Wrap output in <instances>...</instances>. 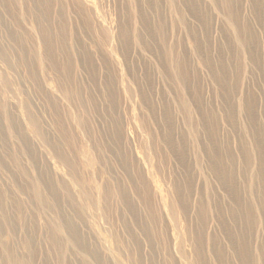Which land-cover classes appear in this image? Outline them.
<instances>
[{
	"label": "rangeland",
	"instance_id": "obj_1",
	"mask_svg": "<svg viewBox=\"0 0 264 264\" xmlns=\"http://www.w3.org/2000/svg\"><path fill=\"white\" fill-rule=\"evenodd\" d=\"M222 2L223 0H94L93 4L91 0H49L43 2L44 7L48 4L50 6L48 13H45L39 0H0V41L5 42H0V47L4 46V50L0 48V54L8 50V55L0 56V105L5 110L0 113V121L7 133L5 137L0 135L4 137L0 138V162L3 160L1 158H5L10 165L4 170L0 168V205H4L7 211L3 215L0 209V264H23L21 256L28 258L26 264H66L72 261V264H83L81 251L76 252L70 245H66L57 253L52 248L49 249L50 244L45 239V234L52 235L63 230L64 234L60 236L63 240H68L66 220L74 217V210L78 211L77 208L82 209L84 215H79L72 221L80 226L91 249L89 252L93 254L96 251L101 258L103 256L105 264H203L204 261V264H241L244 261L264 264V206L258 200L260 192L264 191V0H231V15L232 20H235L233 25L227 20L223 6L225 4ZM40 14L45 19L48 15L50 36L57 37L60 30L64 36H69L65 37L68 43H65L63 49L59 48L62 51L58 50L57 56H54L56 59H52L55 60L53 62L56 68L48 64L51 59L45 39L40 40L39 36V41L37 40L40 31L36 20ZM160 20L165 23L164 31L161 32L156 27ZM120 23H125L126 26L120 28L117 26ZM128 28L131 30L129 36L120 37L119 34ZM237 31L248 40L245 48L236 39ZM18 37L24 40L19 43ZM111 42L118 46L119 53L115 54L109 48ZM54 44L53 47L56 48V43ZM168 53L172 56L179 53L187 63L191 76L184 84V90L178 87L173 77H168ZM89 55L90 60L86 61H94L96 64L90 68V73L89 67L84 65L86 62L82 63L84 56ZM163 55L167 57L166 60ZM63 62L70 65V78L63 79V68L60 65ZM104 63L108 68H104ZM192 68L194 73L191 72ZM111 83V86L114 85L112 89L115 97H109L106 93L104 100L101 99L105 95L104 85ZM40 87L45 90L41 92ZM77 92L81 93V100ZM180 95L193 108L195 118L190 122L188 114L177 99ZM48 100H51L50 103ZM98 102L104 104V112H107L109 118L102 117L103 110ZM94 103H97L95 108ZM25 104L33 108L36 121L41 123L38 134L32 132L36 130L37 122L30 129V125L25 123V117L19 114L23 113ZM110 104H113L111 110L108 106ZM10 112L18 114L24 120L12 116L15 120V128L11 130L13 137L5 126ZM77 115H83L81 119L85 123H78L76 118L80 117ZM18 127L25 134L34 136L31 139L35 140L26 143L32 145L33 154H27L30 147L26 150V145L19 137L24 133L20 134ZM192 130L198 131V137L193 136ZM211 145L215 146L214 149ZM52 149L74 154L77 172H70L63 163L58 164L54 160ZM231 156L233 167H225L223 163ZM233 171L236 173L235 177ZM53 186L58 189L60 198L62 195L61 201L55 200L54 193L51 192ZM62 188H67L74 195L76 199L72 200L73 203L67 201L69 197L65 196ZM26 193L33 196L28 197ZM19 209L24 213L23 220L17 216ZM244 210L250 212L247 214ZM9 222L11 226L8 227ZM213 237H217L218 242ZM5 248L13 251L10 261L2 258ZM89 264L96 263L90 261Z\"/></svg>",
	"mask_w": 264,
	"mask_h": 264
},
{
	"label": "bare ground",
	"instance_id": "obj_2",
	"mask_svg": "<svg viewBox=\"0 0 264 264\" xmlns=\"http://www.w3.org/2000/svg\"><path fill=\"white\" fill-rule=\"evenodd\" d=\"M6 1H8V0H6ZM42 0H39V2L41 3V8H42V10H44V12L46 13L48 10H49V4L48 5H45V7L43 6V2H46V1H48L49 2V0H43L42 2H41ZM92 1V3L94 4V0H91ZM222 1V0H221ZM22 2H23V0H22ZM175 2V1H174ZM190 2H191V0H190ZM13 3V2H12ZM59 3H60V1H59ZM58 3V4H59ZM75 3V2H74ZM219 3V2H218ZM222 3H224L225 5H223V6H225L224 7V9L226 10V16H227V20L233 25V20H232V15H231V12L233 13V6H231V0H223V2ZM27 4V3H26ZM36 4V3H35ZM66 4V3H65ZM80 4L81 5H83L82 4V2H80ZM215 4V3H214ZM54 5V4H53ZM221 5V4H220ZM24 6V5H23ZM34 6V5H33ZM217 7V6H216ZM24 8V7H23ZM36 8V7H35ZM96 9V8H95ZM31 10V9H30ZM39 10H40V8H39ZM51 10V9H50ZM53 10V9H52ZM62 10V9H61ZM80 10H82V9H80ZM94 10V9H93ZM73 12V11H72ZM19 13V12H18ZM33 13V12H32ZM48 13V12H47ZM59 13V12H58ZM61 13H63V12H61ZM77 13V12H76ZM97 13V12H96ZM239 13V12H238ZM37 14H38V12H37ZM235 14V13H234ZM16 15V14H15ZM41 15V14H40ZM46 15V14H45ZM44 15V16H45ZM74 15H77V14H74ZM78 15H79V13H78ZM130 15V14H129ZM128 15V16H129ZM36 16V15H35ZM48 16V15H47ZM47 16H45L46 17V19L41 15V16H38L37 17V22H38V26L39 27H37V28H39V31L41 32H39L38 34H37V40L39 41V36H40V40H42V39H45V43H47L46 45H47V47H48V55L50 56V62H48V64L50 65V67H52V66H54L55 68H56V65L54 64V62L53 61H55V60H53L52 61V59H53V57L55 56H57L56 54H57V51L58 50H60L59 48H62L63 46H65V43H68V40H66V38L65 37H69L68 35L67 36H64V34H63V31L62 30H60V32H59V34L57 35V37H53V36H50L49 35V33H51L50 31H49V27H51V26H49L48 24H50L49 23V20H47ZM66 16V15H65ZM131 16V15H130ZM15 17H17V16H15ZM62 17H64V16H62ZM71 17V16H70ZM50 17H48V19H49ZM67 18V17H66ZM74 18V17H73ZM80 18V17H79ZM99 18V17H98ZM130 18V17H129ZM11 19V18H10ZM16 19V18H15ZM36 19V18H35ZM39 19V20H38ZM72 19V18H71ZM84 19V18H83ZM133 19V18H132ZM55 20V19H54ZM2 21V20H1ZM13 21V20H12ZM64 21V20H63ZM73 21V20H72ZM88 21H90V20H88ZM99 21V20H98ZM100 21H101V19H100ZM156 21V20H155ZM158 21V20H157ZM235 21V20H234ZM3 22V21H2ZM14 23H15V21H14ZM66 23V22H65ZM69 23V22H68ZM81 23H82V21H81ZM55 24V23H54ZM64 24V23H63ZM87 24V23H86ZM89 24V23H88ZM128 24V23H127ZM164 22H161V20L157 23V25H156V27H157V30L158 31H164ZM169 24V23H168ZM236 24V23H235ZM4 25V24H3ZM53 25V24H52ZM66 25V24H65ZM64 25V26H65ZM85 25V24H84ZM18 26V25H17ZM21 26V25H20ZM49 26V27H48ZM74 26V25H73ZM76 26V25H75ZM91 26V25H90ZM117 26H119L120 28L121 27H125L126 25H125V23H120L119 25L117 24ZM130 26V25H129ZM22 27V26H21ZM24 27V26H23ZM128 27V26H127ZM13 27H11V29H12ZM19 28V27H18ZM65 28V27H64ZM114 28H115V26H114ZM113 28V29H114ZM54 29V28H53ZM63 29V28H62ZM68 29V28H67ZM90 29H91V31H92V28L90 27ZM97 29V28H96ZM117 29V28H116ZM236 29V28H235ZM57 30V29H56ZM78 30V29H77ZM156 30V31H157ZM76 31V30H75ZM79 31V30H78ZM90 31V32H91ZM103 31V30H102ZM118 31V30H117ZM120 31H121V29H120ZM130 31L131 30H129V28L128 29H125L124 31H123V33L122 34H124V35H122V34H119V36L120 37H124L125 35H127V36H129V33H130ZM247 31V30H246ZM10 32V31H9ZM235 32H236V30H235ZM4 33V32H3ZM103 33H106L105 31H103ZM117 33V32H116ZM119 33H121V32H119ZM246 33V32H245ZM249 33H250V31H249ZM18 34V33H17ZM114 34V33H113ZM191 34V33H190ZM4 35V34H3ZM6 35H7V33H6ZM15 35V34H14ZM21 35V34H20ZM27 35V34H26ZM52 35V34H51ZM74 35V34H73ZM101 35V34H100ZM140 35V34H139ZM237 36H236V39H237V41L239 42V44L241 45V46H243L244 48H245V45L247 44V41H246V38L245 37H243V36H241L239 33H238V31H237V34H236ZM22 36V35H21ZM59 36V37H58ZM98 36V35H97ZM96 36V37H97ZM109 36H110V33H109ZM108 36V37H109ZM126 36V37H127ZM163 36H164V34H163ZM11 37V36H10ZM14 37V36H13ZM30 37V36H29ZM28 37V38H29ZM85 37H87V36H85ZM89 37V36H88ZM113 37V36H112ZM119 37V38H120ZM168 37V36H167ZM252 37V36H251ZM250 37V38H251ZM9 38V37H8ZM100 38V37H99ZM141 38V37H140ZM165 38V37H164ZM248 38V37H247ZM33 39V38H32ZM75 39V38H74ZM92 39V38H91ZM94 39V38H93ZM118 39V38H117ZM127 40H128V38H126ZM130 39V38H129ZM22 40H24V39H21L20 37H18V42L20 43V42H22ZM166 40V39H165ZM82 41H83V39H82ZM126 41V40H125ZM131 41H133V40H131ZM0 42H2L1 44H3V43H5V42H3V41H0ZM17 42V43H18ZM56 43V48L55 47H53V44L54 43ZM77 42V41H76ZM119 42V41H118ZM140 42V41H139ZM164 42V41H163ZM9 43V42H8ZM11 43V42H10ZM126 43H128V41L126 42ZM165 43V42H164ZM168 43V42H167ZM166 43V44H167ZM251 43V42H250ZM1 44H0V46H1ZM34 44V43H33ZM37 44V43H36ZM74 44H76V43H74ZM85 44V43H84ZM143 44H145V43H143ZM11 45V44H10ZM9 45V46H10ZM27 45V44H26ZM55 45V44H54ZM119 45V44H118ZM146 45V44H145ZM165 45V44H164ZM198 45V44H197ZM100 46V45H99ZM248 46V45H247ZM4 47V46H3ZM3 47H0V48H2L3 50H4V48ZM6 47V46H5ZM25 47V46H24ZM74 47V46H73ZM132 47V46H131ZM168 47V46H167ZM198 47V46H197ZM10 48H11V46H10ZM30 48V47H29ZM39 48V47H38ZM43 48H44V46H43ZM68 48V47H67ZM66 48V49H67ZM75 48V47H74ZM102 48V47H101ZM112 51H114L115 52V54H117V53H119L120 51H119V48H118V46L117 45H113L112 44V42H111V44H110V47H109ZM161 48H163V47H161ZM23 48H21V50H22ZM63 49V48H62ZM81 49V48H80ZM197 49V48H196ZM7 50V49H6ZM20 50V51H21ZM33 50V49H32ZM44 50V49H43ZM70 50V49H69ZM76 50V49H75ZM78 50V49H77ZM87 50V49H86ZM34 51V50H33ZM60 51H62V50H60ZM110 51V50H109ZM168 51V50H167ZM166 51V52H167ZM251 51V50H250ZM13 52V51H12ZM59 52V51H58ZM64 52V51H63ZM70 52V51H69ZM75 52V51H74ZM80 52V51H79ZM89 52V51H88ZM102 52H103V50H102ZM172 52H173V50H172ZM186 52V51H185ZM247 52V51H246ZM23 52H21V54H22ZM32 53V52H31ZM83 53V52H82ZM90 53V52H89ZM104 53V52H103ZM165 53V52H164ZM249 53V52H248ZM8 55V50L7 51H3V53H1L0 54V56H2L3 57V55ZM45 54V53H44ZM60 54V53H59ZM65 54V53H64ZM80 54V53H79ZM86 54V53H85ZM115 54H114V56H115ZM23 55V54H22ZM31 55H33V54H31ZM66 55V54H65ZM88 55V54H87ZM111 55H113V54H111ZM165 55V54H164ZM163 55V56H164ZM168 55H170L169 56V66H170V68H169V70H167L168 71V77L169 76H171V77H173L174 78V80H175V83H176V81H177V85H178V87H180L181 88V90H184V87H186V85L184 86V84L187 82V80H188V78L190 79V74L188 73L189 71H188V67H186V65H187V63H186V61H185V59L184 58H182L181 56L182 55H180L179 53L177 54L176 53V55H174V56H172V54L171 53H168ZM16 56V55H15ZM36 56V55H35ZM45 56V55H44ZM51 56H52V58H51ZM67 56V55H66ZM69 56V55H68ZM77 56V55H76ZM82 56H83V54H82ZM100 56V55H99ZM104 56V55H103ZM105 56H107V55H105ZM161 56H162V54H161ZM167 56V55H166ZM1 57V58H2ZM8 57V56H7ZM19 57V56H18ZM27 57V56H26ZM46 57V56H45ZM54 57V59H56ZM92 57V56H91ZM117 57V56H116ZM22 58H24V57H22ZM31 58V57H30ZM44 58V57H43ZM47 58H49V57H47ZM64 59H65V57H63ZM73 58V57H72ZM93 58V57H92ZM101 58V57H100ZM107 58V57H106ZM167 58V57H166ZM166 58H165V56H164V60H166ZM253 58V57H252ZM3 59H5V58H3ZM10 59V58H9ZM18 59V58H17ZM35 59V58H34ZM85 59V61H83ZM84 59L82 60V63H84V62H86V63H84V65H86L87 67H89V73L91 72L90 70V68L93 66V64H95L94 63V61L93 62H91V61H86V60H90V55L89 56H84ZM94 59V58H93ZM103 59V58H102ZM109 59V58H108ZM107 59V60H108ZM187 59V58H186ZM20 60V59H19ZM28 60V59H27ZM81 60V59H80ZM103 60H105V59H103ZM160 60V59H159ZM163 60V61H164ZM8 61H10V60H8ZM23 61V60H22ZM35 61H36V59H35ZM74 61V60H73ZM100 61V60H99ZM128 61V60H127ZM141 61V60H140ZM219 61V60H218ZM5 62H6V60H5ZM65 62H67V61H65ZM65 62H63V63H60V65L62 64V68H63V79H65V77H66V79H67V77H68V75H69V69H71L70 68V65L68 66V64L67 63H71L70 61H68L66 64H65ZM79 62V61H78ZM103 62V61H102ZM188 62V61H187ZM204 62V61H203ZM7 63H9V62H7ZM6 63V64H7ZM25 63V62H24ZM55 63H57V62H55ZM96 63H97V61H96ZM107 63V62H106ZM117 63V62H116ZM160 63L162 64V62L160 61ZM159 63V64H160ZM12 64V63H11ZM111 64V63H110ZM127 64V63H126ZM160 64V65H161ZM210 64V63H209ZM14 65V64H13ZM27 65V64H26ZM25 65V66H26ZM52 65V66H51ZM104 65V68H108V67H106L105 65V63L103 64ZM109 65V64H108ZM113 65V64H112ZM131 65V64H130ZM188 65H189V63H188ZM217 65V64H216ZM238 65V64H237ZM11 66V65H10ZM18 66V65H17ZM38 66V65H37ZM85 66V67H86ZM95 66H96V64H95ZM102 66V65H101ZM110 66V65H109ZM114 66V65H113ZM136 66V65H135ZM33 67V66H32ZM61 67V66H60ZM103 67V66H102ZM190 67V66H189ZM224 67V66H223ZM222 67V68H223ZM238 67V66H237ZM236 67V68H237ZM116 68V67H115ZM114 68V69H115ZM126 68V67H125ZM216 68V67H215ZM241 68V67H240ZM11 69H12V67H11ZM54 69V68H53ZM59 69V68H58ZM57 69V70H58ZM86 69V68H85ZM98 69H99V67H98ZM221 69V68H220ZM16 70V69H15ZM30 70V69H29ZM32 70V69H31ZM39 70V69H38ZM37 70V71H38ZM49 70V69H48ZM56 70V71H57ZM74 70V69H73ZM110 70H112V67H111V69ZM134 70H135V68H134ZM219 70V69H218ZM239 70V69H238ZM237 70V71H238ZM50 71V70H49ZM54 71V70H53ZM59 71H61V70H59ZM95 71V70H94ZM97 71V70H96ZM103 71V70H102ZM166 71V72H167ZM222 71H224V69L222 70ZM16 72V71H15ZM15 72H14V74H15ZM26 72H27V70H26ZM103 72H105V71H103ZM107 72H108V70H107ZM136 72V71H135ZM191 72L192 73H194L195 72V70H193V68H192V70H191ZM220 72V71H219ZM18 73V72H17ZM30 73V72H29ZM35 73V72H34ZM45 73V72H44ZM59 73H61V72H59ZM73 73V72H72ZM71 73V74H72ZM92 73H93V71H92ZM113 73V72H112ZM134 73V72H133ZM221 73V72H220ZM33 74V73H32ZM31 74V76H33ZM38 74V73H37ZM100 73H98V75H99ZM116 74V73H115ZM173 76H172V75ZM197 73H195V75H196ZM214 74V73H213ZM225 73H223V75H224ZM19 75V74H18ZM29 75V74H28ZM62 75V74H61ZM60 75V76H61ZM106 75V74H105ZM118 76H119V74H117ZM237 75H239V73H237ZM4 76V75H3ZM35 76H37V75H35ZM57 76H59V74H57ZM72 76V75H71ZM79 76V75H78ZM78 76H77V78H78ZM92 76V75H91ZM108 76V75H107ZM111 76H112V74H111ZM103 77V76H102ZM225 77V76H224ZM239 77V76H238ZM17 78H19V76L17 77ZM29 78H31V77H29ZM37 78V77H36ZM59 78V77H58ZM68 78H70V77H68ZM106 78V77H105ZM111 78V77H110ZM110 78H109V80H110ZM114 78V77H113ZM112 78V79H113ZM134 78V77H133ZM170 78V77H169ZM197 78V77H196ZM195 78V79H196ZM222 78H223V76H222ZM22 79V78H21ZM20 79V80H21ZM39 79V78H38ZM38 79L36 80V81H38ZM55 79V78H54ZM116 80H117V78H115ZM114 79V80H115ZM195 79H193V80H195ZM226 79V78H225ZM15 80V79H14ZM24 80V79H23ZM98 80V79H97ZM106 80V79H105ZM108 80V79H107ZM106 80V81H107ZM113 80V81H114ZM224 80V79H223ZM240 80V79H239ZM26 81H28L27 79H26ZM35 81V80H34ZM60 81V80H59ZM66 81V80H65ZM69 81H70V79H69ZM68 81V82H69ZM71 81H72V79H71ZM77 81H78V79H77ZM76 81V82H77ZM178 81H180V83L178 82ZM39 82H41V81H39ZM73 82V81H72ZM80 82H81V80H80ZM99 82V81H98ZM116 82V81H115ZM23 83V82H22ZM38 83V82H37ZM59 83V82H58ZM67 83V82H66ZM70 83V82H69ZM78 83V82H77ZM96 82H94V84H95ZM113 83V82H112ZM112 83L111 84H106V85H108V88H107V86L106 85H104V87H103V91L105 92V95L102 93V91H101V93L104 95V96H102V98L101 97H99V98H101V99H103V98H105V96H106V93H108V96L109 97H115L114 96V94H113V89H112V87L114 86H111L112 85ZM197 83H198V81H197ZM13 84H15L14 82H13ZM24 84H26V82L24 83ZM35 84V83H34ZM115 84V83H114ZM119 84H120V82H119ZM234 84V83H233ZM37 85V84H36ZM59 85V84H58ZM66 85V84H65ZM98 85V84H97ZM145 85V84H144ZM143 85V86H144ZM149 85V84H148ZM194 85V84H193ZM192 85V86H193ZM17 86V85H16ZM38 86V85H37ZM36 86V87H37ZM41 86V85H40ZM45 86V85H44ZM63 86V85H62ZM67 86H68V83H67ZM77 86V85H76ZM86 86V85H85ZM99 86V85H98ZM117 86V85H116ZM138 86V85H137ZM147 86V85H146ZM172 86H173V83H172ZM21 87V86H20ZM71 87H74V86H72V84H71ZM43 88V87H42ZM45 88V87H44ZM48 88V87H47ZM62 88V87H61ZM78 88V87H77ZM80 88H81V86H80ZM87 88V87H86ZM146 88V87H145ZM149 88V87H148ZM40 89H41V87H40ZM101 89V88H100ZM99 89V90H100ZM27 90V89H26ZM42 90H45V89H41V92H42ZM62 90V89H61ZM78 90V89H77ZM149 90V89H148ZM179 90V89H178ZM198 90V89H197ZM201 90V89H200ZM80 91H81V89H80ZM143 91V90H142ZM163 91V90H162ZM196 91V90H195ZM10 92V91H9ZM31 92H32V90H31ZM45 92V91H44ZM48 92V91H47ZM46 92V93H47ZM82 92V91H81ZM119 92H120V90H119ZM166 92V91H165ZM200 92V91H199ZM24 93V92H23ZM28 93H29V89H28ZM34 93V92H33ZM69 93V92H68ZM97 93V92H96ZM31 94V93H30ZM44 95H45V93H43ZM70 94V93H69ZM77 94H79L78 92H77ZM81 94V93H80ZM79 94V95H80ZM94 94H95V92H94ZM116 94V93H115ZM96 95V94H95ZM197 95V94H196ZM27 96V95H26ZM38 96V95H37ZM167 96V95H166ZM55 97V96H54ZM80 97H81V95H80ZM117 97H118V95H117ZM198 97H199V95H198ZM30 98V97H29ZM47 98V97H46ZM53 98V97H52ZM73 98H75V97H73ZM93 98H94V96H93ZM163 98V97H162ZM79 99V98H78ZM82 99V97L80 98V100ZM97 99V98H96ZM106 99H108V98H106ZM146 99V98H145ZM176 99V98H175ZM174 99V100H175ZM177 99H178V101L180 102V105L181 106H183L184 107V112L185 113H187L188 114V116H189V122L190 121H192L194 118H195V116H194V113H193V108L191 107V105H190V103L187 101V99L183 96V95H180L179 97H177ZM34 100V99H33ZM47 100V99H46ZM79 100V101H80ZM84 100V99H83ZM104 100V99H103ZM109 100V99H108ZM107 100V101H108ZM112 100V99H111ZM170 100V99H169ZM51 101V100H50ZM50 101L48 100V102L50 103ZM52 101H54V100H52ZM72 101V100H71ZM74 101H75V99H74ZM96 101V100H95ZM102 101V100H101ZM106 101V102H107ZM38 102V101H37ZM92 102V101H91ZM103 102V101H102ZM119 102V101H118ZM33 103H34V101H33ZM45 103V102H44ZM73 103V102H72ZM93 103V102H92ZM104 103H105V101H104ZM196 103V102H195ZM36 104V103H35ZM80 104H83V103H80ZM95 104V103H94ZM97 104V103H96ZM96 104H95V106H94V108L96 107ZM98 104L100 105L101 103H99L98 102ZM142 104V103H141ZM154 104H156V103H154ZM159 104H160V101H159ZM163 104V103H162ZM200 104H201V102H200ZM33 105V104H32ZM39 105V104H38ZM77 105V104H76ZM76 105L74 106V107H76ZM112 105L113 104H110V105H108V106H110V110L111 109H113L112 108ZM179 105V104H178ZM193 105V104H192ZM50 106V105H49ZM83 106V105H82ZM86 106V105H85ZM142 106V105H141ZM148 106V105H147ZM166 106V105H165ZM54 107H57V105L56 106H54ZM53 107V108H54ZM60 107V106H59ZM58 107V108H59ZM72 107V106H71ZM73 107V108H74ZM102 110H103V112L101 113V115H102V117H104V119L106 118V116L108 115H106V113L104 112V104L102 103L101 104V106H99ZM119 107V106H118ZM156 107V106H155ZM246 107V106H245ZM9 108V107H8ZM52 108V107H51ZM78 108V107H77ZM99 108V109H100ZM55 109V108H54ZM62 109V108H61ZM87 109V108H86ZM97 109H98V107H97ZM107 109V108H106ZM243 109V108H242ZM38 110V109H37ZM39 110H40V108H39ZM48 110V109H47ZM56 110H58V109H56ZM73 110V109H72ZM78 111V110H77ZM85 111V110H84ZM98 111V110H97ZM165 111V110H164ZM200 112H201V110H199ZM5 112V110H4V106H1L0 105V113H4ZM9 112V111H8ZM39 112V111H38ZM53 112H55V110L53 111ZM74 113L76 112V111H73ZM109 112V111H108ZM170 112V111H169ZM40 113H41V110H40ZM49 113V112H48ZM56 113V112H55ZM62 113V112H61ZM81 113V112H80ZM89 113V111L87 112V114ZM97 113H100V112H97ZM111 114L113 113V112H110ZM117 113V112H116ZM120 113V112H119ZM19 114H21V116H23V117H25V123L29 126V128L31 129V127L33 126V124H34V122H37V126H36V130L35 131H32V132H37V134H38V132L41 130L40 129V125H39V123H40V121L38 122V121H36V119H35V117H34V113H33V108L31 107V106H29L28 104H25V106H24V111H23V113H19ZM110 114V116H115V115H111ZM122 114V113H121ZM164 114V113H163ZM168 114V113H167ZM39 115V114H38ZM58 115H59V110H58ZM75 115V114H74ZM98 115V114H97ZM12 116H16L17 118H19V119H21V121H24L23 120V118L21 117V116H19L18 114H13V113H9L8 114V117L6 118V120H5V126H6V131L8 130V132L9 133H11V136L13 137V132H11V130L13 131L14 130V128H15V120H14V117H12ZM46 116V115H45ZM48 116H49V114H48ZM60 116V115H59ZM67 116V115H66ZM78 117H80V119L79 118H76L77 119V122L78 123H85V121L84 120H82L81 118H83V117H81V116H83V115H77ZM167 116V115H166ZM108 117V116H107ZM117 117H120V116H118L117 115ZM168 117V116H167ZM42 119H43V116L41 117ZM64 118V117H63ZM109 118V117H108ZM168 118H170V117H168ZM216 118V117H215ZM2 119H3V117H2ZM50 119V118H49ZM115 119V118H114ZM113 119V120H114ZM174 119V118H173ZM54 120V119H53ZM59 120H61L60 118H59ZM63 120V119H62ZM107 120V119H106ZM119 120V119H118ZM120 120H121V118H120ZM163 120V119H162ZM169 120V119H168ZM43 121H45L44 119H43ZM122 121V120H121ZM163 121H165V120H163ZM19 122V121H18ZM51 122V121H50ZM61 122V121H60ZM71 122V121H70ZM107 122H108V120H107ZM117 122V121H116ZM172 122V121H171ZM4 123V122H3ZM120 123V122H119ZM122 123V122H121ZM143 123H145V122H143ZM166 123V122H165ZM32 124V125H31ZM41 124V123H40ZM52 124V123H51ZM56 124V123H55ZM58 124V123H57ZM71 124V123H70ZM111 124H113V123H111ZM116 124V123H115ZM115 124H113V125H115ZM18 125V124H17ZM23 125V124H22ZM50 125V124H49ZM62 125H63V123H62ZM66 125V124H65ZM82 125V124H81ZM85 125V124H84ZM121 125H123V123L121 124ZM145 124H143V126H144ZM19 126H20V124H19ZM192 126H195L194 124H192ZM25 127V126H24ZM53 127V126H52ZM110 127V126H109ZM120 127V126H119ZM19 128V127H18ZM44 128V127H43ZM49 128V127H48ZM71 128H73V127H71ZM118 128V127H117ZM121 128H123V127H121ZM45 129V128H44ZM43 129V130H44ZM50 129V128H49ZM112 129V128H111ZM116 129V128H115ZM174 129V128H173ZM184 129V128H183ZM182 129V130H183ZM5 129H3V124H2V122L0 121V135L1 136H4L5 137V134H7V133H5V131H4ZM23 130V129H22ZM125 130V129H124ZM17 131V130H16ZM46 131V130H45ZM54 131V130H53ZM52 131V132H53ZM113 131V130H112ZM119 131V130H118ZM169 131V130H168ZM167 131V132H168ZM193 131V130H192ZM15 132V131H14ZM19 132H20V134H22V133H24V132H22L21 131V128H19ZM123 131H121V133H122ZM150 132V131H149ZM47 133V132H46ZM45 133V134H46ZM56 133V132H55ZM114 133V132H113ZM117 133V132H116ZM151 133V132H150ZM171 133V132H170ZM196 133H198V131L197 130H194L193 132H192V134H193V136H196V137H198V135H196ZM16 134V133H15ZM37 134H36V137H37ZM49 134V133H48ZM174 134V133H173ZM34 135H35V133H34ZM111 135V134H110ZM124 135V134H123ZM123 135H122V137H123ZM167 135H168V133H167ZM31 136L32 137H34L32 134L31 135H27V134H23L22 136H19V137H21V140L23 141V144H25L26 145V150L27 149H29V147H30V149L29 150H27V154H29V153H31V154H33L34 153V149H33V147H32V145H28V144H26L29 140H35L34 138H32L31 139ZM114 136H116V134L114 135ZM119 136V135H118ZM174 136V135H173ZM4 137H0V138H3L4 139ZM8 137V136H7ZM104 137V136H103ZM106 137V136H105ZM120 137V136H119ZM169 137V136H168ZM58 138V137H57ZM114 138V137H113ZM173 138V137H172ZM46 139H47V137H46ZM60 139V138H59ZM118 139V138H117ZM123 139V138H122ZM121 139V140H122ZM151 139H152V136H151ZM181 139V138H180ZM198 139V138H197ZM21 140H18V141H20L21 142ZM52 140H53V136H52ZM66 139H64V141H65ZM111 140V139H110ZM112 140H114V139H112ZM169 140H171V138L169 139ZM177 140H179V139H177ZM6 141V140H5ZM47 141H49V140H47ZM57 141V140H56ZM59 141V140H58ZM60 141H62V140H60ZM59 141V142H60ZM120 141V140H119ZM166 141V140H165ZM165 141H164V145H165ZM188 141V140H187ZM25 142V143H24ZM31 142V141H30ZM51 142V141H50ZM53 142V141H52ZM178 142V141H177ZM8 143V142H7ZM15 143V142H14ZM34 143H35V141H34ZM58 143V142H57ZM182 143V142H181ZM189 143V142H188ZM6 144V143H5ZM167 144V143H166ZM183 144H184V142H183ZM191 144V143H190ZM189 144V145H190ZM257 144V143H256ZM1 145V144H0ZM7 145V144H6ZM49 145V144H48ZM62 145V144H61ZM113 145H115V144H113ZM176 145V144H175ZM220 145V144H219ZM224 145V144H223ZM226 145V144H225ZM258 145V144H257ZM9 146H10V143H9ZM24 146V145H23ZM34 146V145H33ZM50 146L52 147L53 146V144L51 145L50 144ZM50 146H48V147H50ZM55 146H56V143H55ZM57 146H59V143H58V145ZM121 146H124V145H121ZM120 146V147H121ZM161 146V145H160ZM159 146V147H160ZM212 146V145H211ZM221 146V145H220ZM219 146V147H220ZM227 146H229V145H227ZM5 147V146H4ZM60 147V146H59ZM58 147V148H59ZM62 147V146H61ZM173 147V146H172ZM175 148L177 147V146H174ZM191 147V146H190ZM214 147L215 146H212V149H214ZM24 148V147H23ZM162 148H164V147H162ZM161 148V149H162ZM179 148H180V146H179ZM183 148H185V147H183ZM228 148V147H227ZM254 148V147H253ZM264 148V147H263ZM5 148H3V150H4ZM11 149V148H10ZM55 149V148H54ZM57 149V148H56ZM168 149V148H167ZM181 149V148H180ZM260 149H262L261 147H260ZM6 150V149H5ZM4 150V151H5ZM25 150V149H24ZM26 150H25V152H26ZM53 150V149H52ZM71 150V149H70ZM124 150V149H123ZM163 150V149H162ZM196 149H195V145H194V149H193V151H195ZM216 150V149H215ZM213 151V152H216V154H218V152L217 151ZM220 150V149H219ZM225 150V149H224ZM226 150H228V149H226ZM230 150V149H229ZM255 150H256V148H255ZM258 150V149H257ZM7 151H9V149H7ZM164 151V150H163ZM171 151V150H170ZM172 151H173V149H172ZM181 151V153H185L184 151H182V150H180ZM186 151H187V149H186ZM248 151H250L249 149H248ZM29 152V153H28ZM53 153H54V160L56 161V162H58V164L59 163H63L68 169H69V171L70 172H73V171H75V172H77L76 171V161H75V159H74V157H73V155H71L68 151H60V152H57L56 150H53L52 151ZM104 152V151H103ZM108 152V151H107ZM118 152V151H117ZM123 152V151H122ZM247 152V151H246ZM261 152V151H260ZM4 153V152H3ZM12 153V152H11ZM73 153V152H72ZM113 153V152H112ZM170 153V152H169ZM192 153V152H191ZM228 154H229V152H227ZM5 154V153H4ZM43 154V153H42ZM164 154H165V152H164ZM215 154V153H214ZM215 154V155H216ZM247 154V153H246ZM252 154V153H251ZM12 155V154H11ZM10 155V156H11ZM44 155V154H43ZM181 155V154H180ZM186 155V154H185ZM188 155H189V153H188ZM248 155H249V153H248ZM15 156V155H14ZM32 156V155H31ZM106 156V155H105ZM122 156V155H121ZM217 156V155H216ZM220 156V155H219ZM252 156V155H251ZM250 156V157H251ZM7 157H8V155H7ZM102 157V156H101ZM116 157V156H115ZM193 157V156H192ZM246 157H249V156H247L246 155ZM9 158V157H8ZM36 158V157H35ZM126 158H128V155H127V157ZM130 158V157H129ZM226 158V157H225ZM1 159H3V160H1V162H0V168L2 169V170H4L5 168H7L8 166L7 165H9V164H7L6 163V159L5 158H1ZM100 159V158H99ZM109 159V158H108ZM199 159H200V156H199ZM217 159V158H216ZM232 156L230 157V158H228L227 159V161H226V163L224 162L223 163V165L225 166V167H228V168H230V167H233L232 165H231V161H232ZM12 160V159H11ZM247 160H249V159H247ZM246 160V161H247ZM102 161H103V159H102ZM135 162V161H134ZM200 162V161H199ZM13 163V162H12ZM104 163V162H103ZM131 164V163H130ZM233 164V163H232ZM133 165V164H132ZM134 165H136L137 166V164H134ZM133 165V166H134ZM188 165V164H187ZM10 166V165H9ZM14 166V165H13ZM12 166V167H13ZM182 166V165H181ZM222 166V165H221ZM128 167V166H127ZM130 167V166H129ZM134 168V167H133ZM184 168V167H183ZM189 168H191V167H189ZM194 168H195V166H194ZM223 168V167H222ZM44 169V168H43ZM128 169H130V168H128ZM136 169V168H135ZM138 169V168H137ZM10 170V169H9ZM13 170V169H12ZM262 170H264V169H262ZM25 171V170H24ZM225 171V170H224ZM7 172V171H6ZM10 172V171H9ZM8 172V173H9ZM80 172V171H79ZM188 172V171H187ZM190 172H191V170H190ZM260 172H262L261 170H260ZM45 173H46V169H45ZM189 173V172H188ZM192 173V172H191ZM190 173V174H191ZM227 173V172H226ZM233 173H234V177L236 176V173L233 171ZM26 174H28L27 172H26ZM65 174V173H64ZM76 174V173H75ZM80 174V173H79ZM171 174V173H170ZM184 174H187V173H184ZM189 174V175H190ZM262 174V173H261ZM77 175H78V173H77ZM81 175V174H80ZM192 175V174H191ZM194 175V174H193ZM230 175V174H229ZM232 175V174H231ZM230 175V176H231ZM259 175H260V173H259ZM58 176V175H57ZM79 176V175H78ZM177 176V175H176ZM184 176V175H183ZM182 176V177H183ZM186 177H188L187 175H185ZM19 177V176H18ZM21 177V176H20ZM166 177V176H165ZM193 177V176H192ZM23 178V177H22ZM53 178V180H55L54 179V177H52ZM175 178V177H174ZM177 178V177H176ZM175 178V179H176ZM248 178V177H247ZM186 178L184 177V180H185ZM231 179L232 180H234L232 177H231ZM10 180V179H9ZM30 180V179H29ZM169 180V179H168ZM172 180H174L173 178H172ZM172 180H171V182H172ZM188 180V179H187ZM177 181H178V179H177ZM183 181V180H182ZM193 181H194V179H193ZM226 181V180H225ZM59 182H62V181H60L59 180ZM28 183V182H27ZM173 183V182H172ZM184 183H185V181H184ZM186 183H187V181H186ZM190 184V183H189ZM28 185H29V183H28ZM27 185V186H28ZM172 185V184H171ZM180 185V184H179ZM178 185V186H179ZM229 185V184H228ZM254 185V184H253ZM175 186V185H174ZM181 186V185H180ZM180 186H179V189L181 190V192L183 191V188H182V186H181V188H180ZM30 187H31V185H30ZM54 187V186H53ZM188 187H189V185H188ZM238 187V186H237ZM175 188H177V187H175ZM185 188H186V185H185ZM63 189V191H64V194H65V196H67V197H69V199L67 200V201H69V202H72V200L74 201V199H76V198H74V195L73 194H71L69 191H68V189L67 188H62ZM173 189V188H172ZM178 189V190H179ZM193 189V188H192ZM227 189V188H226ZM22 190V189H21ZM27 190H29V189H27ZM27 190H26V192H27ZM203 190H204V188H203ZM29 191H31V190H29ZM28 191V192H29ZM174 191V190H173ZM188 191V190H187ZM195 191V190H194ZM193 191V192H194ZM51 192H53L54 193V198H55V200H57V201H61V198H62V195H61V198H60V196H59V193H58V189L56 188V187H54L52 190H51ZM177 192V191H176ZM180 192V191H179ZM178 192V193H179ZM203 192V191H202ZM234 192V191H233ZM240 192V191H239ZM21 193H23V192H21ZM61 193V192H60ZM177 193V194H178ZM183 193V192H182ZM192 193V192H191ZM7 194H9V193H7ZM28 193H26L25 195H27ZM235 194V193H234ZM10 195V194H9ZM31 195V194H30ZM30 195L28 196V197H30ZM53 195V194H52ZM176 195V194H175ZM180 195V194H179ZM188 195H189V193H188ZM187 195V196H188ZM203 195V194H202ZM31 196H33V195H31ZM0 197H2V196H0ZM12 197V196H11ZM175 197H177V196H175ZM4 198V197H3ZM53 198V199H54ZM178 198V197H177ZM181 198V197H180ZM185 198V197H184ZM9 199V198H8ZM13 199V198H12ZM34 199V198H33ZM66 199V198H65ZM151 199V198H150ZM149 199V200H150ZM198 199V198H197ZM202 199V198H201ZM248 199V198H247ZM255 199V198H254ZM28 200H30L29 198H28ZM148 200V201H149ZM185 200V199H184ZM184 200H181V201H184ZM246 200V199H245ZM258 200L260 201L259 203H260V205H262V206H264V191H262V192H260V196H259V198H258ZM6 201H7V199H6ZM34 201V200H33ZM76 201V200H75ZM203 201H204V199H203ZM244 201V200H243ZM30 202V201H29ZM35 202V201H34ZM41 202V201H40ZM77 202V201H76ZM180 202V201H179ZM190 202V201H189ZM197 202V201H196ZM238 202V201H237ZM245 203H248V202H246V201H244ZM14 203V202H13ZM16 203V202H15ZM36 203V202H35ZM73 203V202H72ZM185 203V202H184ZM192 203V202H191ZM190 203V204H191ZM200 203H202V202H200ZM200 203H199V205H200ZM0 204H2V203H0ZM7 204H9L8 202H7ZM10 204H12V203H10ZM31 204V203H30ZM34 204V203H33ZM41 204V203H40ZM60 204V203H59ZM63 204V203H62ZM77 204H78V202H77ZM152 204H153V202H152ZM198 204V203H197ZM204 204L206 205V203L204 202ZM235 204H237V203H235ZM243 204V203H242ZM250 204V203H249ZM253 204V203H252ZM32 205V204H31ZM80 205V204H79ZM187 205V204H186ZM205 205L203 206L204 207V209H205ZM251 205V204H250ZM259 205V204H258ZM259 205V206H260ZM4 206V205H3ZM3 206H1L0 205V209H1V211L3 212V215H6L7 213V211H6V209H5V207H3ZM10 206V205H9ZM13 206V205H12ZM152 206V205H151ZM169 206H171V205H169ZM178 206H179V203H178ZM189 206V205H188ZM218 206V205H217ZM233 206V205H232ZM248 206V205H247ZM153 207V206H152ZM151 207V208H152ZM167 207V206H166ZM182 207V206H181ZM237 207H238V205H237ZM241 208H242V205L240 206ZM253 207V206H252ZM13 208V207H12ZM15 208V207H14ZM150 208V209H151ZM198 208V207H197ZM240 208V209H241ZM245 208V207H244ZM250 208V207H249ZM21 209V208H20ZM19 209V214H17V216H18V218L19 219H22L23 220V217H24V213L21 211ZM78 209V211L75 209L74 210V217H71V218H69V219H67L66 220V224L68 225V233H69V236H68V240H63V238H61L62 236H60V235H62V234H64L63 233V230H59V231H57V233H53L52 235H51V233L50 234H45L46 235V238L45 239H47V243H49L50 245H49V249L50 248H52L53 250H55L57 253H59V252H61L62 250H63V248L66 246V245H70L71 246V248L74 250V251H76V252H80L81 251V255H82V258L84 259V263H83V261L81 262V263H83V264H89L90 263V261H93L94 263H96V264H105V262H103V260H102V258H103V256H102V258H101V256L98 254V253H96V251H95V253H93V254H91V251L89 252V250H91L90 248H89V245H88V243H87V240L83 237V235H82V230H81V228H80V226L78 225V224H76V221H75V223L72 221V219H74V218H78L79 217V215H84L83 213H82V209H79V208H77ZM149 209V208H148ZM154 209V208H153ZM180 209V208H179ZM181 209H184V208H181ZM238 209V208H237ZM252 210H253V208H251ZM262 209V208H261ZM11 210V209H10ZM83 210H85V208L83 209ZM152 210V209H151ZM199 210V209H198ZM236 210V209H235ZM242 210V209H241ZM248 210V209H247ZM9 211V210H8ZM196 211V210H195ZM201 210H199V212H200ZM244 211H246V210H244ZM261 211V210H260ZM10 212V211H9ZM16 212V211H15ZM84 212H86V211H84ZM154 211H152V214L154 215L155 213H153ZM183 212V211H182ZM197 212V211H196ZM235 212V211H234ZM249 212H250V210H249ZM249 212H247L246 211V213L248 214ZM253 212V211H252ZM87 213H89V212H87ZM198 213V212H197ZM230 213V212H229ZM173 214V213H172ZM184 214H185V212H184ZM200 214H201V212H200ZM202 214H203V211H202ZM245 214V213H244ZM243 214V215H244ZM256 214V213H255ZM153 215L151 216V217H153ZM183 215V214H182ZM221 215H222V213H221ZM236 215V214H235ZM14 216V215H13ZM81 216V217H82ZM148 216V215H147ZM156 216V215H155ZM194 216V215H193ZM245 216V215H244ZM247 216V215H246ZM150 217V218H151ZM188 217V216H187ZM198 217V216H197ZM252 217V216H251ZM263 217V216H262ZM7 218H8V216H7ZM11 218V217H10ZM149 218V219H150ZM177 218V217H176ZM256 218V220H257V217H255ZM13 219V218H12ZM14 219H15V217H14ZM157 219V218H156ZM184 219H185V217H184ZM201 219V218H200ZM202 219H203V217H202ZM204 219H206V218H204ZM224 219V218H223ZM234 219V218H233ZM238 219V218H237ZM245 219V218H244ZM247 219V218H246ZM254 219V218H253ZM11 221V219H7V221ZM18 220V219H17ZM154 220V219H153ZM235 220V219H234ZM248 220V219H247ZM246 220V221H247ZM255 220V219H254ZM6 221V222H7ZM15 221V220H14ZM186 221V220H185ZM194 221V220H193ZM205 221V220H204ZM237 221V220H236ZM258 221V220H257ZM264 221V220H263ZM83 222V221H82ZM91 222V221H90ZM187 222V221H186ZM206 222V221H205ZM250 222V221H249ZM252 222H253V220H252ZM8 223V222H7ZM16 223V222H15ZM15 223H14V225H15ZM147 223V222H146ZM149 223V222H148ZM238 223V222H237ZM240 223V222H239ZM242 223V222H241ZM247 223H248V221H247ZM257 223V222H256ZM92 224V223H91ZM203 224L204 223H202L201 224V226L203 227ZM206 224V223H205ZM223 224V223H222ZM246 224V223H245ZM252 224V223H251ZM17 225V224H16ZM53 225V224H52ZM142 225V224H141ZM144 225V224H143ZM142 225V226H143ZM152 225H153V223H152ZM189 225V224H188ZM235 225V224H234ZM253 225V224H252ZM251 225V226H252ZM254 225H255V223H254ZM9 226H11L10 225V222H9V225H8V227ZM142 226H141V228H142ZM185 226V225H184ZM198 226V225H197ZM200 226V227H201ZM229 226V225H228ZM144 227V226H143ZM149 228H150V226H148ZM154 227H155V225H154ZM186 227V226H185ZM189 227V226H188ZM202 227H201V229H202ZM240 227H241V225H240ZM239 227V228H240ZM248 227H250V226H248ZM254 227V226H253ZM262 227H263V225H262ZM49 228V227H48ZM52 228V227H51ZM147 228V227H146ZM237 228V227H236ZM235 228V229H236ZM3 229H5V228H3ZM14 229V228H13ZM143 229V228H142ZM187 229V228H186ZM196 229V228H195ZM233 229H234V226H233ZM247 229H250V228H247ZM1 230V229H0ZM148 230V229H147ZM206 230V229H205ZM14 230H12V232H13ZM156 231H157V229H156ZM190 231V230H189ZM237 231H239V230H237ZM242 232L244 231V230H241ZM16 232V231H15ZM50 232V231H49ZM155 232V231H154ZM17 233V232H16ZM15 233V234H16ZM153 233V232H152ZM158 233V232H157ZM188 233V232H187ZM216 233V232H215ZM240 233V232H239ZM244 233H245V231H244ZM248 233H249V230H248ZM252 233V232H251ZM255 233V232H254ZM145 234V233H144ZM147 234V233H146ZM150 234H151V232H150ZM243 234V233H242ZM241 234V235H242ZM17 235V234H16ZM18 235H19V233H18ZM44 235V236H45ZM155 235V234H154ZM154 235H152V236H154ZM158 235H160L159 233H158ZM199 235V234H198ZM201 235H203V234H201ZM216 235V234H215ZM252 235H254V234H252ZM251 235V236H252ZM148 236V235H147ZM194 236H196V235H194ZM213 236V235H212ZM20 237H21V235H20ZM187 237V236H186ZM199 237H200V235H199ZM228 237H230V236H228ZM250 237V236H249ZM210 238V237H209ZM214 239H216L215 237H213ZM212 238V239H213ZM232 238V237H231ZM239 238V237H238ZM136 239V238H135ZM195 239V238H194ZM197 239V238H196ZM199 239V238H198ZM198 239H197V241H198ZM211 239V238H210ZM242 239V238H241ZM21 240H23V236H22V238H21ZM27 240V239H26ZM30 240V239H29ZM146 240V239H145ZM153 240V239H152ZM203 241H204V238L202 239ZM218 240V238L216 239V241ZM233 240H235V239H233ZM150 241V240H149ZM155 241V240H154ZM153 241V242H154ZM156 241H157V239H156ZM236 241V240H235ZM241 241V240H240ZM252 241V240H251ZM199 242V241H198ZM201 242V241H200ZM199 242V243H200ZM211 242V241H210ZM218 242V241H217ZM233 242V241H232ZM237 242V241H236ZM243 242H244V239H243ZM261 242V241H260ZM156 243V242H155ZM205 243V242H204ZM231 243V242H230ZM238 243V242H237ZM241 243H242V241H241ZM250 243V242H249ZM248 243V244H249ZM262 243V242H261ZM213 244L215 245V241L213 242ZM212 244V245H213ZM236 244V243H235ZM238 244H240V242L238 243ZM263 244V243H262ZM22 245V244H21ZM245 245H247V244H245ZM260 245V244H259ZM51 246V247H50ZM124 246V245H123ZM156 246V245H155ZM262 246V245H261ZM9 247V246H8ZM28 247V246H27ZM139 247V246H138ZM197 247H199V246H197ZM201 247V246H200ZM217 247V246H216ZM238 247H239V245H238ZM242 247V246H241ZM248 247H249V245H248ZM253 247V246H252ZM260 247V246H259ZM69 248V247H68ZM70 248V249H71ZM94 248V247H93ZM108 248V247H107ZM157 248V247H156ZM218 248V247H217ZM216 248V249H217ZM245 248H246V246H245ZM262 248V247H261ZM69 249V250H70ZM140 249V248H139ZM201 249V248H200ZM232 249V248H231ZM243 249V248H242ZM248 249V248H247ZM264 249V248H263ZM53 250H51L50 252H52ZM195 250H199V249H195ZM244 250V249H243ZM246 250V249H245ZM73 251V252H74ZM224 251V250H223ZM240 251V250H239ZM238 251V252H239ZM248 251V250H247ZM261 251V250H260ZM1 252V251H0ZM71 252V251H70ZM69 252V253H70ZM72 252V253H73ZM98 252V251H97ZM202 252V251H201ZM206 252V251H205ZM214 252H216L215 250H214ZM213 252V253H214ZM222 252V251H221ZM238 252H236L237 254H238ZM241 252V251H240ZM250 252V251H249ZM254 252V251H253ZM259 252V251H258ZM12 253H13V251L12 250H10V249H8V248H5V252H4V255H3V257L2 258H5V259H7L8 261H10V255L12 256ZM53 253V252H52ZM207 253V252H206ZM212 253V254H213ZM219 253V252H218ZM227 253V252H226ZM225 253V254H226ZM3 254V253H2ZM68 254V253H67ZM74 254V253H73ZM198 254V253H197ZM203 254H205V253H203ZM222 254V253H221ZM234 254V253H233ZM241 254V253H240ZM247 254V253H246ZM263 254H264V251H263ZM59 255V254H58ZM61 255V254H60ZM72 255V254H71ZM74 255H76V254H74ZM78 255V254H77ZM110 255V254H109ZM216 255H217V253H216ZM242 255V254H241ZM243 255H245V254H243ZM261 255V254H260ZM52 256V255H51ZM207 256V255H206ZM228 256V255H227ZM1 257V256H0ZM59 257V256H58ZM74 257V256H73ZM201 257H203V256H201ZM226 256H224V258H225ZM238 257H239V255H238ZM256 257V256H255ZM26 257H24V256H21V260H22V263L23 264H26L27 263V261H28V258L27 259H25ZM205 258V257H204ZM203 258V259H204ZM223 258V259H224ZM229 258V257H228ZM227 258V259H228ZM241 258H243L242 256H241ZM264 258V257H263ZM60 259H61V257H60ZM78 259V258H77ZM105 259H106V257H105ZM111 259V258H110ZM202 259V260H203ZM206 259V258H205ZM215 259V258H214ZM222 259V258H221ZM254 259H256V258H254ZM261 259V258H260ZM6 260V261H7ZM228 260H230V259H228ZM250 260V259H249ZM80 261V260H79ZM112 261V260H111ZM156 261V260H155ZM196 261V260H195ZM199 261H200V257H199ZM243 261V260H242ZM2 262H3V260H2ZM108 262V261H107ZM205 262V261H204ZM204 262H203V264H204ZM207 262V261H206ZM223 262H224V260H223ZM255 262V261H254ZM6 263V262H5ZM70 263V262H69ZM69 263H67L66 262V264H69ZM72 263H73V261H72ZM72 263H70V264H72ZM157 263V262H156ZM196 263V262H195ZM194 263V264H195ZM221 263V262H220ZM243 264H253V262L251 263V262H249V261H244V262H242ZM241 263V264H242ZM264 263V262H263ZM78 264H79V262H78ZM107 264H109V263H107ZM197 264H202V263H197ZM218 264H219V262H218ZM232 264V263H231ZM260 264H262V263H260Z\"/></svg>",
	"mask_w": 264,
	"mask_h": 264
}]
</instances>
